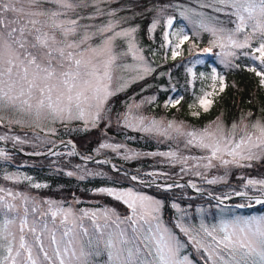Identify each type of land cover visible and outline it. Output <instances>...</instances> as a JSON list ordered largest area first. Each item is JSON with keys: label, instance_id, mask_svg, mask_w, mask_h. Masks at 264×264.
Masks as SVG:
<instances>
[{"label": "snow or ice", "instance_id": "obj_1", "mask_svg": "<svg viewBox=\"0 0 264 264\" xmlns=\"http://www.w3.org/2000/svg\"><path fill=\"white\" fill-rule=\"evenodd\" d=\"M45 2L48 0H0V126L29 123L45 131L41 127L42 121L52 124L60 122L67 126L72 121L79 120L85 125L96 127L105 119L109 110L106 104L117 90H124L154 71L137 44L135 33L138 29L121 27V23L126 22L123 17L120 21L108 20L102 25L80 24V20H91L104 15V9L99 5L102 2L109 3L110 0H92L91 3L89 0H50L56 6L51 11L42 7ZM88 7L95 9L92 15H79L78 19H58L77 9ZM200 7L235 18L228 21L235 25L234 28L225 27L224 21H218L211 15L198 23L197 27L201 31L208 32L213 37L202 52L210 54L214 47H218L223 57L239 58L234 50H247L242 51V55L250 57L253 63L246 70L254 73L259 78V85L264 87V0H201ZM156 10L163 12L164 7ZM195 14L205 15L199 12ZM107 15L115 16L116 13L113 10ZM181 15L185 13L182 12ZM41 17L45 19H40ZM158 23L159 21H154L150 30L154 31ZM166 23L172 29L173 18L169 16ZM81 28L84 29L82 33L79 31ZM93 28L94 31H89ZM194 35L199 36V32L194 30ZM170 36L175 37V40L170 39ZM94 39L96 43H92ZM189 40V34L183 28H178L174 32L164 33L165 45L162 47L170 46L171 58L175 60L180 55L182 45ZM118 41H123V51L117 50ZM192 47L195 48L196 44L193 43ZM225 48L231 50L225 51ZM129 55L137 63L125 64L123 67H134L137 74L121 84L119 89H113V72L121 66L118 61ZM195 63L203 61L197 59ZM221 63L227 67L231 60L222 59ZM188 71L192 73L191 68ZM192 75L195 76V73ZM211 80L212 91L201 88V95L196 96L195 102L189 105L190 108L198 104L204 112L209 111L213 104L212 98L225 88L224 77L215 68L212 69ZM149 100H155V97H150ZM182 100L183 96L169 97L164 106L176 107ZM261 112L264 113V109ZM7 113H14L19 118L13 119ZM199 114L198 111L192 113L193 116ZM129 116L130 106L125 117V127L156 132L169 139L172 138L170 133L174 132L178 138H185L186 147L207 150L209 155L199 158L207 161L204 164L206 169L216 166L213 161H218L219 166L223 167L234 165L248 168L252 167L253 161L264 160V117L251 119V111L247 116L242 114L240 120L231 123L230 127L217 117L213 122L215 129L208 125L199 131L185 130L183 123L178 124L175 120H169L166 127L162 126L163 121L155 119L145 124L143 117L133 118L138 119V124L131 123ZM55 132L56 129L49 128L45 134ZM0 139L8 137L0 136ZM12 139L21 144L25 142L18 136ZM121 147L107 143L100 145V148H112L116 152ZM73 154L68 153L70 156ZM159 155L180 158L176 152ZM0 157L7 158L6 153L0 151ZM129 158L125 156V159ZM98 162L108 163L106 160ZM196 167L200 165L197 164ZM115 171L119 172L120 169L116 168ZM73 174L71 171L67 173L68 176ZM195 175L201 176L202 173L196 172ZM80 178L83 179L84 176ZM5 179L15 177L6 176ZM130 179L144 183L137 175H132ZM223 179L217 177L207 182L216 184ZM32 186L41 187L40 184ZM173 186L184 187L176 183L167 185V188L170 190ZM191 187L196 189L197 185L193 183ZM248 187L257 189L260 195L250 196L247 190L234 192L235 196L246 197L248 200L247 204H240L238 207H251L253 202L264 205V179H247L244 188ZM97 191L125 204L131 214L121 217L115 209L107 208L100 212L84 210L80 219L87 217L91 220L96 230L93 237L83 225H79L80 231H77L78 225L72 208H64L56 201L47 200L43 203L48 208L42 210L33 200L31 213H39V220H30L27 206L29 198L0 188V192H6L4 196H0V212L4 214L0 224V250L4 255L0 256V264H93L90 258L101 252L106 253L108 264H191L187 256H181V250L185 246L182 238L162 220L161 200L133 188H99ZM18 196L24 202L22 215L20 206L12 202ZM216 199L223 204V199ZM172 207L179 209V205L175 203ZM10 213H16V216L10 218ZM45 217H50L51 227ZM58 218L63 226V231L59 234L56 226ZM101 219L104 224L98 222ZM109 222L115 225V229L105 232ZM69 223L71 227L67 226ZM121 225L128 227L122 228ZM175 227L188 237L197 251L207 254L204 264H264V217L222 220L218 225L211 226L201 222L199 227L188 226L177 220ZM29 235L31 241L28 239Z\"/></svg>", "mask_w": 264, "mask_h": 264}, {"label": "trees", "instance_id": "obj_2", "mask_svg": "<svg viewBox=\"0 0 264 264\" xmlns=\"http://www.w3.org/2000/svg\"><path fill=\"white\" fill-rule=\"evenodd\" d=\"M188 1L190 0H115L112 3L120 7H127L130 3L129 7L131 9L139 10L140 16L135 17V21L141 24L139 34L141 45H145V48L148 47L149 51L152 48L158 49L159 55L155 57L157 66L153 73L147 75L143 80L131 83L124 90L116 92L114 96L109 98L106 107L116 112L131 98V100L136 101L137 105H140L138 108L145 113L149 112L152 116L160 115L166 118V120L172 115L183 123L196 126H203L218 116L227 125H231V123L237 122L242 114L247 115L249 111L253 113L252 118L255 116L264 117V113L261 112V109H264V87L259 85V78L254 73L246 70L247 66L251 65V59L242 55V53L238 55L239 58H236V63L240 67L233 66L225 71L224 91L214 98L209 111H201L198 116L190 114L189 105L195 102L196 96L199 95L203 87L201 86L202 82L198 83L196 80H192L193 75L188 69L191 68L193 73L208 72L211 67L209 64L215 61L218 48L214 47L210 54L203 53L202 49L209 46L210 36L203 32L201 36H205V40H202L191 33L189 35L190 40L182 46L180 56L173 60L170 49L167 47L166 54H164L165 58H163L161 51L162 45L165 44V20L171 16L175 25L182 21L181 17L177 14L174 4L176 2ZM192 1L194 3L195 0ZM160 7H164L163 12L156 10ZM154 15L161 22L153 31L154 35L150 37L147 23L153 19ZM193 43L196 44L195 48L192 47ZM197 59L202 60L203 63H195ZM165 69L167 70V74L163 73L160 77L156 75L159 70ZM149 84L151 92L147 93L145 87ZM162 84L164 85L162 86ZM179 92L183 96L181 103L176 107L169 106L166 108L164 104L169 97H174ZM150 97H155V100H149ZM142 101L143 103H141ZM1 128H4V126H0V130H4ZM91 130V133H89L90 140L86 145L78 143V135H71V139L76 142V148L82 157H93L95 155L92 149L98 146L99 139L103 134L113 136L116 140L144 152H160L171 146L166 142L150 137L151 135H139L138 131L120 128L117 118L110 119L109 121L104 119L98 126L92 127ZM82 139L85 140V138ZM7 144L10 143L7 142ZM39 147L38 145L21 146L25 151L34 153L48 148L47 146L44 148ZM8 152L7 158L0 157V178H2L3 173L10 170L18 171L17 173L21 174L26 172L28 175L34 176L39 182H42L40 188H35L32 186L33 184L24 181H13L12 183L16 187H27L33 195L40 197V199L45 200V198L52 197L64 205L70 204L73 208H77L85 203L93 205L103 203L105 206H112L123 217L130 215L131 210L122 202L116 201L113 197L106 194H101L97 190L108 187L135 186L163 202L162 216L166 223L173 226L181 238H185L184 234L175 227L179 213L184 218L190 217L196 220L195 207L197 205L209 208L212 216H215L216 208H222L211 198L194 194L185 186L183 188L173 187L170 190L162 189L155 185L146 187L142 183L132 181L126 174L109 169L104 163L83 162L74 154L71 156L59 154L53 157L27 156L12 150H8ZM122 154L113 151H101V155L108 158L117 167L129 170L131 173L137 174L144 179L156 177V179L162 182L176 179L189 181L214 196L245 189L243 183H245L248 176H264V160H262L257 161L254 163V166L248 168L220 167L219 174L225 176V179L218 181L216 184H209L207 182L211 179L209 175L182 174L180 168L173 165H164L163 163L166 161L161 160V157L150 158L143 156L132 162L130 159H125V155ZM70 171L74 173L72 176L67 175ZM240 171H244L242 176L239 175ZM85 173L88 174L85 175ZM149 173H155L156 175H149ZM81 176H84V178L81 179ZM6 181H9V179H6ZM233 200L242 201L243 199L236 197ZM175 202L181 207L178 214L175 213L172 207V204ZM79 210L81 211V209ZM242 211L262 212L264 211V205L259 204ZM188 243L189 241L187 240L184 252H187L196 264H204L207 254L197 251L193 243L190 242L189 245Z\"/></svg>", "mask_w": 264, "mask_h": 264}, {"label": "rangeland", "instance_id": "obj_3", "mask_svg": "<svg viewBox=\"0 0 264 264\" xmlns=\"http://www.w3.org/2000/svg\"><path fill=\"white\" fill-rule=\"evenodd\" d=\"M124 1V0H121ZM92 0H89V3H91ZM113 2H115V0H110L109 3H100V8L104 9V15H101L95 19H83L80 20V24L81 25H85V24H91V25H102L104 23H106L108 20H115V21H120L121 18H126V22H122L121 23V27L123 28H128V27H136L138 30L135 33L136 36V40H137V44L138 46L141 48L142 54L145 57V59L148 61V63L150 64V66L155 69V67L157 66L156 64V58L159 55L158 49L156 48H152L151 51H149L148 47L145 48V45H141V41L139 38V34H140V23L135 21V17L137 18L138 16H140L139 10L137 9H131L130 3L128 4L127 7L124 6H118L116 4H112ZM193 1L190 0L188 2H176L174 4V7L177 11V14L179 15V17H181L182 21H180L178 24L175 25V23H173V27L172 29H169L167 27V23L165 20V24H166V30L164 28V33L165 32H174L175 30H177L178 28H183L189 35L192 33L194 34V30L196 32H199V36L202 40H205V36H201L202 33L204 31H201L197 25L198 23L202 20L205 19L206 17L211 15L217 18L218 21H224V26L227 28H234L235 25L233 23H229L228 21L230 19H235L234 17L229 18L228 16H225L223 13H216V12H212L211 9L208 8H201L200 7V2L201 0H195L194 3H192ZM42 7L44 9H47L49 11L51 10H55L56 6L50 2V0H48V2H45L42 4ZM125 9V10H124ZM115 11L116 15L115 16H109L107 15L108 12L110 11ZM190 10H195V12H199V13H203L205 15L200 16V15H196L195 12L190 11ZM95 12V9L93 7H88V8H80L77 9L76 12H72L69 13L68 16H61L58 19H78L79 15H84V16H88V15H92ZM185 13V15H181V13ZM40 19H45L43 17H41ZM154 21H159V23L161 22L160 19L154 15L152 20H149L147 23V27L149 28L150 31V37L154 35L153 31H151V25ZM159 23L157 24V26L159 25ZM95 29H89V31H94ZM81 33L84 31L83 28H81L79 30ZM207 35L210 36V40L213 39V37L211 36L210 33L205 32ZM57 35H59V33H57ZM241 34V38H242ZM170 39H172L173 41L175 40V37L170 36ZM97 41L94 39L92 41V43H96ZM119 47H118V51H123L124 50V46H123V41H118L117 42ZM255 44V41H254ZM165 45V44H164ZM183 46V45H182ZM255 46V45H254ZM167 45L162 47V51L161 53L163 54V58H165L164 54H166V49H167ZM218 48V47H217ZM171 49V47H170ZM182 50V47L180 49V52ZM231 49L229 48H225V51H229ZM237 52V54L239 55L240 53H242V51H247V50H234ZM220 48H218V53L217 56H215V61L211 62L209 65L210 70L208 72H194L195 76L192 77V80H196L198 83H201V86L203 87V89L205 91H212V88L210 87L212 84V80H211V74H212V69L215 68L216 71L218 73H220L221 75L225 74V71L227 69H229L230 67H233L234 65H237L236 63V57H223L222 55H220ZM222 59H228L231 60V64H229L227 67H225L224 63H221ZM118 63L121 65L120 67H117L114 72H113V81H112V87L113 89H119V86L121 84H123L126 80H130L132 77H134L137 73L135 71L134 67H129V68H125L123 67V65L127 64V65H135L137 63V61H134L131 58V55L127 56V57H122L120 61H118ZM253 63V61L251 60V64ZM166 70V69H165ZM159 70L156 75L157 76H161L163 73L167 74V70ZM153 73V72H152ZM193 73V72H192ZM203 74V75H201ZM150 75V74H149ZM225 84V83H224ZM164 84H162L163 86ZM219 88V82L217 81V89ZM125 89V88H124ZM145 89L147 90V93L151 92V88H150V84L147 85L145 87ZM120 90H117L116 92H118ZM220 92L217 93V95ZM199 95H201V91L199 93ZM198 95V96H199ZM215 95L212 99L214 100V98L217 96ZM181 96V92H179L177 95H175L173 98L179 97ZM137 103L134 100H131V98L123 105L121 106V108L119 110H117L116 112L111 111L110 108H108L109 110L106 113V117L105 119L107 121H109L110 119H118V124L121 127L128 129V130H132V131H138L139 135H145V136H149L156 138L160 141L166 142L169 145L168 149H163L160 152H151V151H141L140 149H135L131 146H129L128 144H124L119 140H116L113 136H110L108 134H103L98 142V146L94 149H92L95 153L94 156H102L101 155V151L102 152H107V151H113L112 148H100V145L103 143H107V144H113V145H121L122 147L119 149V152L113 151L115 153H123L122 155L128 156L130 157V161H134L135 159L139 158V157H143V156H148L150 158H157V157H161V160L166 161L165 163H163L164 165H173L176 166L178 168H180V171L182 172V174H186V173H196V172H200L203 175H209L211 179H215L217 177H223L225 179V176L219 174V168L223 167V166H219V162L218 161H213V164L216 165L210 169H206L204 167V164L207 163L206 160H202L199 159L200 157H204L209 155V153L207 152V150L204 149H200V148H196L193 146H185V138L184 137H177L176 134L174 132H171V139H169L167 136L164 135H160L159 133L156 132H144V131H140L137 130V128H133V127H125L124 126V122H125V117L128 113L129 110V106L131 107V116L128 117L129 121L131 123H136L138 124V119H133V118H139V117H143L144 118V122L145 124L150 123L151 120L155 119L158 121H163V125L162 126H167V123L169 120H175L178 124L181 123L182 121L177 119L174 116H170L168 120H166V118L157 115V116H152L151 114L145 113L144 111H142L141 109H139L138 107H136ZM190 114L192 115L193 112L198 111L201 112L203 111L202 109L199 108V105L197 104L196 107L194 108H190ZM7 116H11V118L16 119L19 118L18 115L14 114V113H7ZM247 116V115H245ZM220 117V116H218ZM255 118H261L259 116H255L252 119ZM217 119V118H216ZM216 119L207 122L206 124H204L203 126H196V125H188L186 123H183L185 130H192V129H196V130H202L205 126L211 125L212 129H215L216 125L213 123L214 121H216ZM220 120L223 122V120L220 117ZM240 120V119H239ZM238 120V121H239ZM237 121V122H238ZM248 122V121H246ZM6 123V122H5ZM227 127H230V125H227L225 122H223ZM41 127H43L45 129V131H41L40 127H36L35 124H29V123H24L23 125H17V124H12L10 126H4V130H0V136H6L8 137V139H0L6 142H9L11 146H15L17 148H21V146H26V145H38L40 146L39 148H44L45 146H51L50 148H55V150L52 152V156H56L59 154H67L69 152L73 153V150L71 148L70 143H73L74 146H76V142H74L71 139V135L76 134L78 135V143L81 145H86L89 140V133H91V129L92 126L90 124L85 125L83 121H79V120H74L71 123L67 124V126H65L64 124H61L60 122H56L55 124H52L48 121H42L41 122ZM49 128H54L56 129L55 134H45L47 132V129ZM83 135H85V137H83ZM19 137L21 140L25 141L24 143H19L16 140L12 139V137ZM39 137V138H37ZM82 138H85L82 139ZM239 138V130H238V137ZM66 142V143H65ZM60 145L57 147V145ZM97 149H99V152H97ZM5 153H7L6 151H3ZM167 152H176L178 154V156L180 157L179 159H173L171 157H167V156H163V155H159V153H167ZM197 152V153H195ZM189 158L187 160H184L183 158ZM226 159H230V157H225ZM257 161H253L252 162V166H254V163H256ZM160 164V165H163ZM199 164L200 167H196V165ZM229 168L232 167H236L234 165H229L227 166ZM240 168V167H237ZM18 171H14V170H10L6 173L2 174V178H0V188L5 189L6 192L7 191H11L13 193H20L23 196H26L29 198V202H28V208L30 210V215H29V219H37L39 220V213H35L32 214L31 213V208H32V201L35 200L41 207L42 210H46L48 208V205L46 203H43L44 201L47 200H53L56 201L57 204L61 207L64 208H72L74 214H75V220L76 223L78 225L77 227V231H80L79 225H83V227L87 228L89 230V234L92 235L93 237H95L96 235V230L92 225V222L89 218L85 217L83 220L80 219L81 215H82V211L87 210L88 212H92V211H97L100 212L103 209H114L112 206H105V204L103 203H98L97 205H93L90 203H85V204H81L80 206H78L77 208H73L70 204H62V202H59L58 200H56L55 198H45L44 199H40V197H37L35 195H33L28 189L27 187H16L14 186V184L12 183L13 181H24L30 184H42V182H39L34 176L28 175L26 172H24L23 174L21 173H17ZM244 174V171H240L239 175L242 176ZM6 176H10V177H15V179H9V181H6L5 177ZM25 177H28V179H25ZM223 179V180H224ZM247 179H264V176H248L246 178L245 183H243V187L247 182ZM146 181V179H144ZM152 181H154L155 179H151ZM147 181H149L147 179ZM153 184H159L161 186H167L169 184H176V183H156L153 182ZM108 188H116V189H126V188H133V190L135 191H139L144 195H148L153 197L154 199L160 200L152 195H149L148 193L141 191L139 188L133 186H129V187H108ZM198 188H196L197 190ZM242 190V189H240ZM245 190H249V195L250 196H259L260 192L252 187H248ZM244 191V190H242ZM6 192H0V196H4L6 194ZM226 197H230V198H226ZM220 198H223L224 202H223V206L224 207H228L231 206L233 207V209H229V208H216V214L215 216H212L210 209L206 208V207H202L201 205H197L195 207V217L196 220L188 217V218H184L181 213H179L181 207L180 205L175 202V204L179 205V209L174 208V211L176 214L179 213L177 220H181L182 223H184L185 225L188 226H196L199 227L201 222H204L205 224L211 226L213 224H219L222 220H230V219H251V218H260V217H264V211L262 212H257V211H252V212H243L242 210H238L236 209V207H238V205L240 204H247L248 200L246 197H242L243 200L242 201H236L238 203L236 204H228L227 202L231 201V198H233L232 195L230 194H226L221 196ZM241 198V197H238ZM241 198V199H242ZM10 199V197H9ZM13 203H16L17 205L20 206L21 208V212L20 214H23V206H24V202L23 200L18 196L17 199L15 201H12ZM254 204V202H253ZM252 204V205H253ZM241 208V207H238ZM81 209V211H76V210ZM84 209V210H82ZM78 212V213H77ZM16 213H10L9 217H15ZM122 217V216H121ZM161 217L162 220L164 222V224L170 228L173 229L174 232H176L173 228V226L169 223H166V221L164 220L163 216H162V211H161ZM4 219V214L3 212H0V224H2ZM45 219L49 222V226H52L51 223V219L50 217H45ZM70 221L72 219V217L69 218ZM176 220V223H177ZM101 224H104L105 222L103 221V219L98 221ZM56 226L58 229V234L60 232L63 231V226L60 225V221L59 218L56 221ZM68 227H71V223H69L67 225ZM122 228H127V225H121ZM147 227V226H145ZM115 229V225H112L109 222V227L107 229H105V232H109ZM15 230V228L13 229ZM130 231V229H129ZM185 238H182V242L184 243V247L181 250V256H187L189 261H191V264H196L191 257L189 256V254L187 252H184V248L187 245V240L189 242H191L187 236H184ZM29 241H31V236H28ZM87 239V238H84ZM187 239V240H186ZM47 243V241H46ZM192 243V242H191ZM4 253L2 250H0V256H3ZM93 262V264H108L107 261V255L104 252H101L98 255H95L93 257L90 258Z\"/></svg>", "mask_w": 264, "mask_h": 264}, {"label": "water", "instance_id": "obj_4", "mask_svg": "<svg viewBox=\"0 0 264 264\" xmlns=\"http://www.w3.org/2000/svg\"><path fill=\"white\" fill-rule=\"evenodd\" d=\"M1 142H2L3 145H5L6 147H8V148H10V149H13V150H15L16 152H22V153H23L22 150H19V149H16V148L12 147V146L6 145L5 142H3V141H1ZM70 145H71V147H72L73 152H74V153L78 156V158H80L81 160H83V161H85V162H98V161H105V160H106V161H108V163H106V164L108 165V167L111 168V162H110L107 158L102 157V156H96V157H92V158H83V157H80V156L78 155V153H77V150H76L74 144H73V143H70ZM73 146H74V147H73Z\"/></svg>", "mask_w": 264, "mask_h": 264}]
</instances>
